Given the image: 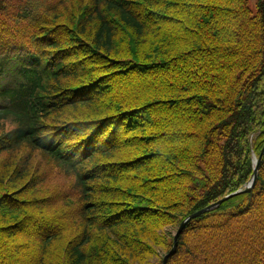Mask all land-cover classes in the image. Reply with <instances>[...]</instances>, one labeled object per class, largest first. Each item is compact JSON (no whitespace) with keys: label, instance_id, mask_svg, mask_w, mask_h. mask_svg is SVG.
<instances>
[{"label":"trees","instance_id":"trees-1","mask_svg":"<svg viewBox=\"0 0 264 264\" xmlns=\"http://www.w3.org/2000/svg\"><path fill=\"white\" fill-rule=\"evenodd\" d=\"M249 2L0 0V264H163L167 228L246 187L264 148ZM35 154L69 192L25 196ZM167 264H264V157Z\"/></svg>","mask_w":264,"mask_h":264},{"label":"rangeland","instance_id":"rangeland-1","mask_svg":"<svg viewBox=\"0 0 264 264\" xmlns=\"http://www.w3.org/2000/svg\"><path fill=\"white\" fill-rule=\"evenodd\" d=\"M256 3H257V0H250L249 2V6L254 12L256 11ZM26 153L27 151L25 150L20 152L18 154L19 155L18 158H21ZM30 168H31L29 172L30 178H33L39 175L41 172H43L45 174V181L44 180L37 181L39 182L37 186V192H32V191L25 192V196L27 198L32 197V196H37V197L51 196L55 192V189H57V191L61 190V191H64V193H67L70 191V188L72 184L74 183L73 177L65 176L59 167H57L56 165L52 163L48 164L45 158L39 154L32 155V161L30 162ZM51 204H50L51 206L44 208V211L48 214L52 213L55 210H59L63 208L65 206V201L63 199H56ZM72 208L75 209V206L72 205ZM165 231L168 233H171L172 235L176 233V229L174 228H167ZM159 251L161 252V256H163L164 255L163 251L162 250H159Z\"/></svg>","mask_w":264,"mask_h":264},{"label":"water","instance_id":"water-1","mask_svg":"<svg viewBox=\"0 0 264 264\" xmlns=\"http://www.w3.org/2000/svg\"><path fill=\"white\" fill-rule=\"evenodd\" d=\"M264 157V148L260 154V156L257 158V157H254V173H253V176L250 180V182L246 185V187L242 190H239L229 196H226L225 198H223L222 200H220L219 202H217L216 204L212 205V206H209L208 208H205L193 215H191L190 217H188L186 220H184L180 227L178 228L177 232L174 234V244H173V248L172 250L166 254L164 256V259H163V264H167L168 263V260L170 257H172L176 250H177V246H178V241H179V237L181 236V234L183 233V231L185 230L186 226L194 219L200 217L201 215L205 214L206 212L210 211V210H213L217 207H219L220 205H222L224 202L236 197V196H239L241 194H246V193H249L253 190V188L255 187L256 185V181H257V178H258V172H259V168H260V164H261V161Z\"/></svg>","mask_w":264,"mask_h":264}]
</instances>
